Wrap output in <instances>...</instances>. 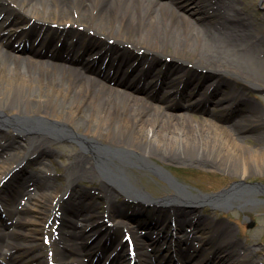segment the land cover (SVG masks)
Segmentation results:
<instances>
[{"label":"bare ground","instance_id":"obj_1","mask_svg":"<svg viewBox=\"0 0 264 264\" xmlns=\"http://www.w3.org/2000/svg\"><path fill=\"white\" fill-rule=\"evenodd\" d=\"M199 2L203 6L198 11L207 10L209 19L192 20L183 11L189 0H0V18L21 29L26 41L42 35L32 51L0 35V189L16 166L25 161L16 176L33 166L23 175L21 196L11 197L7 217L16 219L9 226L0 215L2 225L14 227L10 234L0 232L1 260L26 250L30 253L24 263H48L43 240L31 237L36 240L24 244L18 239L21 234L29 237L31 225L34 233L45 230L51 217L55 216L53 222L62 211L82 213L78 220L85 228L74 226L75 219L67 221L68 229L57 237L61 247L52 255V264H88L83 257L97 250L102 251L97 262H103L102 238L94 239L93 232L85 231L88 227L111 237L125 228L135 240L136 254L122 250L110 264H243L258 254L257 249L242 250L232 238H209L202 228L204 218L197 216L207 199L187 186L175 181L170 185L173 193L163 200L148 197L137 186L138 179L145 182L142 172L159 176L160 168L171 163L214 169L228 162L242 180L264 168V114L249 96L248 85L264 87V36L257 34L254 13L239 0ZM169 51L182 57L173 58L176 63L188 65L177 64L157 84L158 67ZM78 61L82 71L71 68ZM115 65L117 70L125 65L126 74L112 75ZM205 68L218 73L194 103L192 89L198 79L187 73ZM93 70L97 77L91 76ZM220 72L235 74L245 86H236ZM134 92L166 103L171 112L161 116L152 105L153 111L147 110ZM214 102L219 111L206 121L182 115V109L206 114ZM51 137L71 144L60 145ZM247 140L254 145L244 149ZM58 149L69 161L67 175L60 179L57 167L54 174L38 166H44ZM84 183L97 185L96 192ZM34 190L41 194L33 196ZM260 192L258 187L237 183L213 201L217 206L246 205ZM125 204H132L133 212L168 213L163 225L174 222L180 232L160 233V227L142 230L145 225L126 217ZM184 209L187 214L181 219ZM196 216L194 228H186ZM145 243L156 246L150 259L143 251ZM164 244H175L174 250L165 248L171 252L167 259V254L159 255ZM70 251L74 261L68 257Z\"/></svg>","mask_w":264,"mask_h":264},{"label":"rangeland","instance_id":"obj_2","mask_svg":"<svg viewBox=\"0 0 264 264\" xmlns=\"http://www.w3.org/2000/svg\"><path fill=\"white\" fill-rule=\"evenodd\" d=\"M163 1L173 3V2H176L177 0H163ZM196 1L199 2V0H196ZM196 1L189 0L187 8L184 9L183 11L186 14H188L190 18L194 21L199 20V19H203V20L209 19L211 15L209 12H207V10L205 11L204 9L203 10L201 9L198 11V8L202 7L203 3L199 2L198 4L196 3ZM239 4L249 9L252 13H254V18L257 19V24H258L257 34L264 36V0H239ZM0 25L4 26L3 28H0V30L3 31L2 35L6 39L16 44L24 43V42H20L15 39V37L18 34L16 28L12 26H8L6 25L5 22H2V21L0 22ZM34 38L32 39V41L34 40ZM32 41L31 43H33L34 46H37V43H39V40H37V43L32 42ZM30 45H28L27 48H30ZM117 50H120V48H117ZM166 53L169 56H166L164 58L165 60L164 65H161V64L159 65L158 67L159 76L154 79L155 83L157 84H159L162 74L166 71H171L173 68H176L177 64L185 65V66L188 65L187 63H181V62L176 63L174 61L173 58H182V57L175 55L174 54L176 53L175 51L173 52L169 51ZM157 56L161 57V55H157ZM189 62H192L191 58H189ZM137 64L138 63H135L134 65H137ZM116 66L117 65L111 68V72L113 75L121 76V75L126 74L125 65H122L120 70H117ZM78 67L80 68L81 66L79 63H76L73 68H78ZM189 67H192V65H189ZM131 71L132 69H129L128 72L130 73ZM215 73H218V72H216L215 70L212 71V69L210 70L207 68L200 69V70L197 69L196 74L194 73L193 70L187 73L188 76L196 75V79H198L197 80L198 85L194 90L192 89L194 88L193 85H192L193 87L190 86L186 89L188 94L190 93L191 89H192V92H194V102H197L199 101V99H202V93L205 91L206 85L209 83V81H211V78L215 76L214 75ZM220 73L227 80H230V79L235 80L234 82L235 85L236 83H239V85H244V86L246 84L243 79L239 78L233 73H230V72H220ZM248 85H249V96L254 100V102L258 105V107L262 110L264 114V87L263 86L253 87V86H250V84ZM217 97H220V94L217 95ZM143 98L144 99H141L142 104L145 108H148L147 110L149 111L152 110L151 109L152 108L151 105H152L156 107V112L159 113L161 116L168 114L170 112L167 105L164 104L163 102H160V101L158 102L157 99H151V96L143 97ZM217 111H219V109L215 108V102H214L210 104L209 111L206 114H201V113H197L194 111L187 112L185 109H182L181 112L183 116H186L187 118H190L191 120L200 122V121H206L210 114H212L213 112L216 113ZM222 112L226 113L225 110H220V113ZM51 140L60 145L71 144V142L62 139L61 137H51ZM21 143L24 144L23 146H26V147L28 146L25 143V141H21ZM253 145L254 143L251 140L244 141V149H248L252 147ZM74 146H77V148L79 149L78 145L74 144ZM54 147L56 146L54 145ZM49 159L46 160V164H44V166L43 165H38V166L44 169L50 168L54 174L56 173L55 167H57L58 168L57 177H59V179L61 176L67 175V172H68L67 167L69 165V161H64L65 158H63L62 149L56 150L55 156ZM51 160H54L56 162L54 163L55 166L51 165ZM207 160L212 161L216 159L210 158ZM225 162L221 161L220 164L225 163ZM159 164L161 165V163ZM32 167H33L32 165H29V167L25 168V171L22 170V172L19 173L21 175H18L19 177L16 176L15 174L13 178L4 185V188L1 193H4L6 197L8 193L10 192V190L12 189V186L15 185L14 183L20 180L21 178H23V175L27 173V170H30ZM164 167L166 169H169L174 174V176L176 177L177 181L180 184L187 186L188 190L191 191L195 195H200V194L201 195L203 194L212 195L217 192H220L221 189H230L231 185L235 182L242 183V184L243 182L244 184L261 183L264 185V168L260 171L257 170V171L252 172L246 180H242L239 177V173L234 170L233 164L232 165L228 164V162L214 169L207 168L201 165H196L190 162H184L181 164L171 163L168 166H164ZM21 169L23 168H20L19 171ZM141 175L145 177V182H141V181L138 182L139 181L138 179L137 186L140 189L141 188L144 189L145 193H147L150 197L156 198L157 200H163V199H166L167 196H170L169 193H173L170 185L167 182L160 179L159 177L152 175L150 173H147V172H142ZM84 185L87 187V189L90 192H96L97 185L91 184V183L90 184L84 183ZM17 186L18 185L16 184V187ZM14 188L12 189V193H13ZM35 192H37V190ZM257 197H258V201L264 200V195L260 194ZM122 202L123 201L120 200V203ZM130 206L131 205H127V204L124 205L123 211L126 213V217L128 216L132 217L133 223L135 224L141 223L147 226L148 228H152L150 230L156 229L155 227H157L159 224L162 225V221L165 219V217L168 214V213H162L161 215H157L153 213L152 211L132 212V210H130ZM231 207L232 208L229 211H223L221 209H212L209 205H206V204L204 206H201V208L198 211L197 216L200 215L202 218H204V221L202 222V225H203L202 228H203L204 233L206 232L209 238L215 237L214 239L217 241L232 238L240 244L242 250L246 248L251 249V250L257 249L259 251L258 254L252 255L250 260H248V262L243 263V264H264V204L263 203H254V204L248 203L246 205H242L240 203H235V204H232ZM8 209H9L8 204L2 203V201H0V212L4 213V217L6 216V211ZM100 211L103 213H106L105 205L100 206ZM68 214L71 215L73 213H68ZM79 214L81 213L77 212L76 214L77 217H80ZM186 214H187V210L185 209L182 210L180 212L181 219H185L183 217H185L184 215ZM197 216L192 217L191 219L193 223L189 225L186 224L185 227L188 228V227L194 226L197 221ZM78 221L79 220H77V222ZM80 222L81 221H79V223ZM155 223H158V224L155 225ZM57 224L58 223H56V226ZM34 228L35 226L31 225L29 230L32 233L29 235V237L27 236L25 237V235L21 234L18 241L24 244H28L36 240V238H33L32 240L31 237H38L41 240H44V238L47 237L46 239L47 243H44L42 245V248L44 249V255L45 254L49 255L48 254L49 249H52V248L54 250L58 249L57 245H53L49 241L50 240L49 236L51 235L50 232H51L52 225H47L45 230H38V232L36 231V233L33 232ZM78 228H82V227L78 226ZM174 228L176 230L180 229V227L177 224H174V226L170 229L169 224H168V227L162 230H164L165 232H168L169 234H173L175 233V231L173 230ZM191 228H194V227H191ZM8 230L9 229L0 225V232L1 231L8 232ZM195 232H198V231H195ZM198 235H200V233H198ZM123 236H124L123 238L124 239L123 243H124V241L127 238L126 237L127 233L124 228H120L119 231L117 232L116 238L120 239ZM172 246L173 245H171L170 247L169 245L164 244L160 247L162 250H164L165 248H174ZM181 246L182 248L184 247L183 245ZM146 247L149 248L150 246L146 245ZM165 251H163L162 254L163 255L167 254L169 256L170 253H167ZM29 253L30 251L26 253V250H25V252L22 254H16V255L14 254L12 257L9 256L10 258L7 257L2 260L0 259V263L1 261H3L4 264L8 262L9 263L12 262L13 264H36V262L24 263V260L26 261L28 260ZM149 253H150V250H149ZM25 256H26V259H25ZM90 256L91 255H89V257L84 256L82 261L84 263L93 264L94 257L92 256L90 257ZM68 257L70 258L71 261H74L73 259H71V258H74V256L71 254V251L68 253ZM253 259H257L258 261L254 262L252 261Z\"/></svg>","mask_w":264,"mask_h":264},{"label":"water","instance_id":"obj_3","mask_svg":"<svg viewBox=\"0 0 264 264\" xmlns=\"http://www.w3.org/2000/svg\"><path fill=\"white\" fill-rule=\"evenodd\" d=\"M159 177H161L162 179H164L165 181H167L171 186L173 185H176V180L174 179V177H172L166 170H164L163 168H160V170L157 172ZM235 184H233L231 186V188L234 186ZM248 187H258L260 189H262V192H260V194L264 195V185L263 184H260V183H254V184H247ZM230 188V189H231ZM228 189V190H230ZM228 190H223L222 192H220L219 194H212V195H209V194H205L204 197L205 199H207V204L211 205L212 207H220V208H223L225 210H229L230 207L229 206H217L215 205V202L213 201V197L215 196H218V195H221V193L225 192V191H228ZM250 203L254 204V203H263L264 204V200H252Z\"/></svg>","mask_w":264,"mask_h":264}]
</instances>
